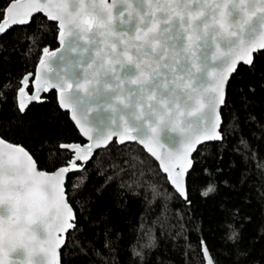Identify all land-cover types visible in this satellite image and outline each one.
<instances>
[{"label":"snow or ice","instance_id":"1","mask_svg":"<svg viewBox=\"0 0 264 264\" xmlns=\"http://www.w3.org/2000/svg\"><path fill=\"white\" fill-rule=\"evenodd\" d=\"M34 22L47 25L46 31L56 27L59 47L43 48L34 89L31 74L18 81V111L26 114L32 101H43L41 93L54 90L58 107L70 113L87 142L57 140L49 160L56 149H71L72 155L52 170H41L25 147L0 134V264H73L72 253L63 251L68 245L61 233L74 229L70 221L79 218L67 199L66 179L69 173L86 171L96 149L108 150L117 141L142 145L159 162L173 191L162 194L145 178L144 159L129 146L124 164L132 169L139 165L131 173L135 184L146 185L153 199L178 195L192 205L186 180L195 163L192 154L206 141L223 142L221 106H227L228 88L236 77L257 70V56L264 50V0H8L0 5V37L14 29L27 32ZM12 88L11 81L0 84V96ZM4 127L0 118V132ZM7 127L22 136L31 134L23 120L12 119ZM240 144L247 147L243 138ZM111 166L115 176L127 171L119 163ZM204 172L209 180L200 196L215 198L219 183L207 168ZM78 179L74 190L87 182L86 177ZM113 179L107 176L97 191ZM221 207L226 215L221 227L224 255L211 258L201 240L206 264H249L255 242L244 245L239 210L227 203ZM111 233L105 227L103 247L109 250L122 240L120 233L114 238ZM261 233L264 238V229ZM159 247L154 228L142 222L128 249L139 264H147Z\"/></svg>","mask_w":264,"mask_h":264},{"label":"trees","instance_id":"2","mask_svg":"<svg viewBox=\"0 0 264 264\" xmlns=\"http://www.w3.org/2000/svg\"><path fill=\"white\" fill-rule=\"evenodd\" d=\"M7 2L0 0V5ZM44 19L40 14L38 20ZM46 27H37L34 22L27 32L14 29L0 37V84L11 81L13 85L0 96V118L5 125L0 134L6 141L25 147L40 161L41 170L45 167L52 170L54 164L62 165L71 155L67 150L56 149L57 155L49 160L57 140L81 143L84 139L68 114L58 107L55 91L43 93V101L31 103L26 114L18 111L15 91L20 78L34 72L43 48L48 46L53 50L58 46V29L52 27L46 31ZM260 52L256 72L243 73L228 88L227 106L221 107L223 142H206L192 154L195 163L186 176L191 206L184 204L178 195L167 201L164 195L153 199L146 185L135 184L136 177L131 173L138 171L139 165L132 169L124 164L129 159L130 147L139 150L144 159L145 178L162 194H166L165 189L168 193L173 191L156 161L135 142H127V146L116 143L108 150L98 149L87 163L86 171L68 174L67 199L79 219L72 222L76 226L68 230V247L63 251L72 253L73 264H139L128 246L142 222L152 226L160 240L159 249L147 258V264H203L201 240L206 242L211 258L222 259L221 227L226 219L222 203L239 210L244 245L255 242L249 264H264V238H261V229H264V50ZM250 87L255 88L254 93L249 91ZM12 119L23 120L31 134L14 133L7 127ZM241 138L246 141V148L240 144ZM113 163H119L127 171L115 176ZM206 168L213 173L220 188L218 196L207 200L200 196V190L209 180L204 172ZM217 168L221 171L217 172ZM109 175L114 176L113 181L97 191ZM78 177H86L87 182L82 189L74 190L73 185L80 183ZM121 183H125L124 188L119 187ZM129 183L132 187H128ZM82 202H85L83 209ZM153 221H156L154 225ZM105 227L112 229L113 238L116 233L122 235L112 250L103 247Z\"/></svg>","mask_w":264,"mask_h":264},{"label":"water","instance_id":"3","mask_svg":"<svg viewBox=\"0 0 264 264\" xmlns=\"http://www.w3.org/2000/svg\"><path fill=\"white\" fill-rule=\"evenodd\" d=\"M109 2H110V0H109ZM55 23H57V22H55ZM57 43H58V33H57ZM59 47V44H58V46L55 48V49H53V50H50V51H54V50H56L57 48ZM42 59H44V55H43V52L41 53V55H40V57H39V59H38V62H37V64H36V66H35V70H34V72L33 73H31V75L29 76V79L32 81V83L30 84V86H31V88H33L34 89V87H35V76H36V74H38L39 73V71H40V60H42ZM53 66H55L54 65V63H53ZM54 91V90H53ZM55 93H56V101H57V104H58V93L55 91ZM32 94H34V92L32 93ZM17 95V94H16ZM41 95H43V93H41ZM38 101H32L31 103H37ZM30 103V104H31ZM16 104H17V99H16ZM222 107V106H221ZM64 111V110H63ZM68 116H69V118H70V113L68 114ZM71 120V119H70ZM72 121V120H71ZM72 123L74 124V122L72 121ZM81 136V135H80ZM82 137V136H81ZM83 139H84V142H87V140H86V138H84V137H82ZM206 142H212V141H206ZM206 142H204V143H206ZM117 143H118V141H117ZM127 143V142H126ZM136 143V142H135ZM12 144H14V143H12ZM119 144V143H118ZM14 145H17V144H14ZM140 147H142L143 148V146L142 145H139ZM199 146V145H198ZM197 146V147H198ZM144 149V148H143ZM64 150H67V151H69L70 153H71V149H64ZM98 149H96L95 150V152L97 151ZM145 150V152L149 155V156H151V154L150 153H148L147 152V150L146 149H144ZM94 152V153H95ZM71 155H72V153H71ZM152 157V156H151ZM155 161H156V163H157V165H158V167H159V162L155 159V157H152ZM78 164H80V165H83L85 162H83V161H79V162H77ZM159 169H160V171L163 173V171H162V169L159 167ZM189 171H190V169H189ZM70 174V173H69ZM165 176H166V174L165 173H163ZM170 184V183H169ZM171 186V185H170ZM172 187V186H171ZM73 221H70V223H72ZM69 230V229H68ZM68 230H67V232H68ZM67 232H65V233H61V235L62 236H65L66 237V234H67ZM202 253V252H201ZM202 258H203V264H206V262H207V259H208V257H205L203 254H202Z\"/></svg>","mask_w":264,"mask_h":264}]
</instances>
